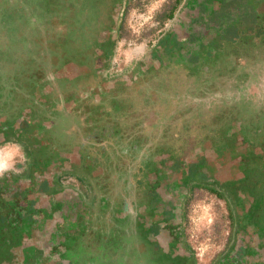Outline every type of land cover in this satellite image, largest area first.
<instances>
[{
	"label": "rangeland",
	"instance_id": "rangeland-1",
	"mask_svg": "<svg viewBox=\"0 0 264 264\" xmlns=\"http://www.w3.org/2000/svg\"><path fill=\"white\" fill-rule=\"evenodd\" d=\"M57 1L0 0V106L10 107V113L29 108L32 119L29 141L13 138L0 141V164L4 165L0 176L11 172L22 180L29 178L31 162H40L46 157L38 134L43 130L46 119V123L54 121L50 129L54 132L53 136L58 137L59 143L52 145L50 151L59 152L63 156L59 166L69 169L58 173L62 177L60 183L73 191L76 199L91 206L93 219L100 231L99 234H81L74 245L71 259L80 264H142L144 256L140 259L137 255L141 251L137 246L139 238L134 234L132 236V232L136 233L140 227L143 231L142 224L146 223L144 220L148 219L149 212L138 216L136 210L132 209L134 211H130L128 218L122 216V201L136 199L135 209L138 204L150 207L153 195L148 191L143 193L129 188L127 176L138 174L141 164H146L149 167L147 172L151 174L158 169L157 163L161 159H173L176 155L190 156L195 148L213 142L216 146L231 143L226 148L230 150L225 154L228 157L220 162L222 165H217L213 162L214 154L209 152L213 165L204 162L203 170L216 181L235 179L234 175L241 172L238 169L240 161L237 154H229L243 152L242 147H239V139L243 137L240 130L244 131V137L249 138L252 144L251 152L244 158L249 175L246 183L235 184L231 190L211 182L224 194L223 197L206 188L194 187L191 181H184L181 187L168 184L169 187L161 188L166 181L163 172L160 173L161 179H150L146 188L160 187L161 191L156 195L162 204L174 201L176 205L170 221L174 236L178 238L177 246L182 251V259L177 264H246L243 261L250 259L247 256L238 257L237 254L241 244L256 234L251 226L243 232L239 231L234 195L250 190L259 198L260 190H264V167L258 163V159L264 158V11L257 25V15L254 14L248 19L247 26L241 24L242 29L258 27V31L248 32L247 28V33L243 32L239 42L227 45L222 51L217 50L215 56L224 59V62L213 65L212 59L208 57V70H204L187 62L170 68L171 61L168 60L165 67H159L149 74L151 63L144 66V61L152 57L166 36L181 35L183 41L186 38L193 43L207 35L209 42L218 43L221 42V29L213 31L205 22V0H125L118 16V31L105 73L109 79L127 80L117 83L124 93L117 94L116 90L109 93L112 97L107 96L104 100L107 111H97V100L89 101L88 111L85 112L87 123L78 126V133H68L63 128L74 122V119L69 116L54 119V110H57V103L69 100L72 95H68L69 92L57 94L59 90L54 82L57 80L60 83L57 78L51 82L55 90L45 96L50 99L49 102H43V96H39L41 100L38 102L36 98L30 102L45 87L46 81L39 80L41 70L38 64L46 60V55H42L46 31L53 29L51 26L55 23L58 25L60 20L57 16ZM67 1L68 6L74 3L73 0ZM102 1L101 7L109 9V1ZM208 3H213L209 4V8L225 27L242 19L240 12L261 8L264 4L262 0H237L236 5H226L222 14H217L221 5L224 6L223 1L208 0ZM40 11L43 13L42 19L36 14ZM46 11L49 14L45 19ZM107 16L104 14L106 20ZM63 27L65 23L61 25ZM56 31L58 33L54 35L58 36L52 39L55 45L60 40L59 27ZM208 51L205 47L199 52L202 55ZM231 54L237 58L234 64L229 63ZM38 58L40 61L37 62ZM26 65L27 73L17 77L14 72L23 68L24 71ZM7 66L9 72H5ZM139 66L142 72L148 74L145 80L132 76ZM95 83L91 80L89 86ZM21 84L22 87L16 88ZM153 89H161V92L167 90L169 94L161 93L158 99L153 95ZM116 103H120L121 110L112 106ZM10 113H0V121L9 120ZM58 120L60 130L57 131L55 125ZM96 130L101 131L99 138L85 141V135ZM81 151L92 153L98 164L85 167L83 160L81 165L75 161L69 162L67 153ZM105 197H109L114 206L110 203L107 207L101 206ZM124 224H127L128 229H124L127 231L123 234ZM108 227L114 232L111 237L106 232ZM260 242L257 245L263 249L264 244ZM143 244V250H153V255L149 257L155 263L159 264L161 259L169 261L168 264H175L177 248L174 244L173 253L169 255L159 253L155 245ZM247 248L255 252V248ZM257 253L252 257L256 261H263L264 253Z\"/></svg>",
	"mask_w": 264,
	"mask_h": 264
},
{
	"label": "flooded vegetation",
	"instance_id": "flooded-vegetation-1",
	"mask_svg": "<svg viewBox=\"0 0 264 264\" xmlns=\"http://www.w3.org/2000/svg\"><path fill=\"white\" fill-rule=\"evenodd\" d=\"M65 1L67 0H58L56 2L58 3L59 8V14L57 16L60 20L58 25L57 23L52 26L50 25L54 30L49 29L46 31V40L43 45V56L46 55V60L43 61V63L47 68V77L49 78L51 75H54V77H51L52 80L57 78L60 82L57 83V80L54 81L57 84V90H59L57 94L69 92L70 94L68 95H72V98L69 100L65 99L63 103L56 105L57 110H54V119L64 116L73 118L74 122L71 124L69 123V126L67 125V127L63 128V130L67 129L68 133H74V131L78 133V126L81 124V127L83 124L87 123V113L85 112L88 111L87 107L90 104L89 101L93 99L97 100L98 104L95 107L97 111H107L104 100L107 96L112 97L109 93L113 90H116L117 94L124 93L122 92V89L118 87L117 83H124L127 82V80H125V78L109 79L106 77L105 73L107 70V63L112 55L114 38L116 32L118 31V16L122 12L125 0H120L115 3L114 0H108L111 4L109 9L105 8L106 6L101 7V3H103L102 0L101 2L97 0H73L74 3L71 6H68ZM205 1L206 7L203 8L205 22L210 25L209 27H212L213 31H215L216 28L221 29V33H219L221 42L216 43V41H214L211 43L209 42V37L207 35H203L192 43V41L188 39L186 40V38L185 41H183L181 35L170 34L166 36V39L163 41L162 45L158 47L157 51L152 54V57H149L147 61H144V66L151 63V65H149V69H151L149 74L157 68L160 69L159 67H161V69L165 67V63L168 60L171 61L170 68H173V65L180 66L187 62L189 65L196 66V68L202 67L204 70H208V57L212 59L213 65L219 64V61L221 63L224 59L221 60L215 56L217 50L222 51V48L227 45L239 42V38L242 36L243 32L247 33L246 31L248 28L242 29L241 24H246L249 21L248 19L251 18V14H254L257 15V25L259 23L260 14L264 11V9H262L264 6L263 4L261 8L254 7L248 12H240L242 14L240 16L242 19H237L236 22H238V24L235 22L230 24L229 27H225L226 25L219 23L216 14H214L209 8L210 3H208V0ZM221 1H223L224 6L221 5L220 11H218L217 14L223 12L226 5L231 6L232 4H237V0ZM262 3H264V0H262ZM212 4L213 3L210 5ZM47 8L50 7L47 6ZM237 10H240V8ZM44 13L46 19L49 11ZM104 14L108 15L107 20L104 18ZM63 23H65V27L61 28ZM57 26L59 27L60 32V43L58 42V44L55 45L54 43L56 42H53L52 39H56L58 36V34L56 36L54 35L58 33L56 31L58 28ZM257 28L253 29L250 27L248 28V32L258 31L259 28ZM49 39H51V41ZM214 43L216 45H214ZM205 47L209 49V51L204 52V54L201 55L199 51L203 50ZM73 56H76V58ZM230 57L231 60L229 63L234 64L237 62V58L234 54H231ZM5 68H8L5 72H9V67L7 66ZM146 75L148 74L142 72L141 66H139L137 72L134 71V74L132 73V76L135 78L136 76H139V78L141 77L140 80H145ZM91 80L96 82L93 86H89ZM80 84L81 86L79 87ZM52 90H55V88L50 83L49 86H45V89L37 94V96H43V98H46L49 102L50 99L45 96L48 93H51ZM166 91L161 92V89H153V95L160 99L159 96L161 93H167ZM97 95H99V97H97ZM112 106L119 110L122 109L120 103H116V105ZM8 111L9 113L11 112L10 107L2 108L0 106V113ZM21 113L24 114V117ZM30 114L31 110L29 108H24L10 113L9 120L3 122L0 121V141L10 140L11 138L29 141V132H31L30 123L32 121ZM18 115H20L19 118ZM14 118L15 120L17 118V121L14 122ZM24 118L28 119L29 125L27 126L25 134L22 132L24 136H20L19 133H21V131L18 129L19 127L17 128L16 126H19ZM47 121L48 119H46L45 125L42 126L43 130H41L38 134L41 139L40 142L42 152L46 154V157H43L40 162H31L32 165L29 178L22 180L21 177H18L11 172H6L0 176V192L2 195H6L4 196L6 201H10L12 195L17 191H23V193H25V198L20 197V200L18 198V200L13 204V207H16L19 203L28 205L33 202L40 210L39 214H37L33 220L26 216L23 218L19 217L20 212L12 210L15 214L12 216V220L10 221L14 222V225L12 226L14 228L11 229L10 226H4L2 228L0 225V254H2V248H4V244H6L8 238L10 240L11 238L18 239L19 237L17 244H13L9 251V259L11 262H7L6 259L4 260L3 258L0 264H80L71 259L74 245L76 244L78 237L86 232H92L94 234L100 233V231L97 230L96 222L93 219L94 213L91 206L86 204L81 199H76L74 192L69 188H64L62 183H60L62 177L58 173L69 171V169L59 166L61 158L63 157L59 154V152L56 153L54 151H50V147L52 145H57L59 140L58 137L53 136L54 132L50 129V127L54 124V121L50 120L52 123H46ZM59 122L60 120H58L55 125L58 128H56L57 131L60 130ZM232 130L235 131L234 128ZM100 133L101 131L96 130L86 134L85 141L97 140ZM240 133L243 137L239 139V147H242L244 153L241 151V154L233 152L229 154H237L240 161L238 169H241V172L239 175H234L235 179L227 178L222 181H216L209 178L203 168L204 162L206 165H213L210 160V151L201 146L195 148V150L191 152L190 156L176 155L173 159L169 157H166V159L163 160L161 159V161L157 163L158 169L155 170V172L152 171L151 174L147 172L149 167H146V164H141L138 174L133 173L132 177L127 176L130 181L128 184L129 188L132 187L143 193L148 191L151 195H153L150 207L138 204L135 209V205L137 204L136 199L129 198L122 201V216H129L132 209L136 210L138 216L141 213L145 214L146 212H149L148 219L144 220L146 223L142 224L143 231H141V227L139 226L140 228L138 227L139 229L136 230V233L132 232V236L134 234V236L137 235L139 238L137 246L141 249V251H139L137 255L140 259H142L141 256H144L142 264H158L149 257L150 255H153V250H143L145 248L143 243L155 245L158 248V252L163 255L173 253L174 244L177 248V255L174 259L175 264L179 263V260L182 259V251H180L177 246L178 238H175L174 236V228L172 227L170 221L175 214L176 205L174 201H170V204L168 203L164 205L157 198L156 194L161 191L162 187L165 189V187H169L168 184L173 186L177 184V186L181 187L184 181H191L194 183L192 185L194 187L198 186L212 191L210 189V187H213L211 182L229 190H231V187L233 188L236 185L246 183V178L249 174L248 171H246L247 168L241 167V161L245 158L244 154L246 153V144H242L244 141L246 143V140L249 138L244 137V131L240 130ZM233 134L235 133L233 132ZM212 144L214 143L212 142ZM207 153L209 155H207ZM212 153L214 154V158L212 157L213 162L217 165H222L220 162L226 160L228 157V155H225L227 153H220L219 155L221 156H218V153ZM66 156L70 159L69 162L75 161L80 165L83 160L85 167L88 165L95 166L98 164L97 159L93 157V154L87 151H81L79 153L70 152L67 153ZM240 156H242V159ZM200 157L203 159L199 160ZM261 161H264V158L258 159L259 166L263 167L264 162L261 163ZM161 172H163L162 175L164 174L163 178L166 179L161 188L159 187L158 189L147 190L146 184L149 180L161 179ZM260 191L261 195L259 198L253 191L250 190L242 191L234 195V202L238 210V215L236 216L235 214V216L239 221V231L241 232L242 230H246V228L251 226L254 231L253 233L257 235H253L251 233L252 235L248 241L242 243L238 251V257L247 256L250 259V261H243L246 264H250V262H252V264H264V259H262L263 261H256L252 257L253 255H258L257 252L264 253V248L261 249L257 245L259 241H261L260 244H264V238H260V236H264L263 226L257 228L256 225H254L256 223L250 222V220L247 221L245 225L240 224V206L242 209L246 208L253 213V221H257V219H262L264 217V213H262V211L264 212V208L261 203L259 204L264 190ZM217 194L220 196L219 193ZM104 202L101 203V206L103 207H107L106 205H108V203H110L111 206H114L112 205L113 202L109 197H105ZM19 219L20 222H17ZM122 229L124 234L127 231H124V229H128L127 224H124ZM106 232H108L109 237L114 235L111 227L106 228ZM247 247L255 248V252L252 251V249L248 250ZM244 253L247 254L244 255ZM123 254L124 253L122 251L121 256H123ZM122 261L123 260H121V262ZM159 261V264L169 263V261L161 259H159Z\"/></svg>",
	"mask_w": 264,
	"mask_h": 264
},
{
	"label": "trees",
	"instance_id": "trees-1",
	"mask_svg": "<svg viewBox=\"0 0 264 264\" xmlns=\"http://www.w3.org/2000/svg\"><path fill=\"white\" fill-rule=\"evenodd\" d=\"M119 1L120 0H114V3L115 2H119ZM36 14L39 16L40 19H42L43 13H41V11L40 12H36ZM39 44H41V43H39ZM42 55H43V52H42ZM38 61H40V58H38L37 62ZM20 63L21 62L17 63L16 67L19 66ZM38 66H39V68L41 70L40 71L41 76H40L39 80L46 81L44 83V86L47 87V86H49V84L52 81L51 77H54V75H51V77H49V78L47 77V75H46L47 74L46 73L47 72V68H46V66H44L43 62L41 64H38ZM16 67H14L13 69H15ZM27 67H28V65L25 66L26 69L24 71H23V69H24L23 68V69H19L18 71L14 72V73H17L15 75L17 77L18 76L20 77L21 75L23 76L24 74L27 73V70H28ZM19 72H20V75H18ZM22 82L24 84L25 81L22 80ZM20 87H22V84L19 85V87H16V88H20ZM43 89H45V87L41 88L40 90L42 91ZM10 94H14V93H10ZM34 99L37 102L41 100L39 98V96L34 95V97H32V99H30V102H33ZM44 100H46V98H42L43 102H44ZM54 101L55 100H53L52 102H54ZM60 103H63V102H60ZM60 103H57V105L60 104ZM22 115L24 117V114H22ZM19 116L20 115H18V118H19ZM15 121H17V118H16V120L14 118V122ZM28 125H29L28 124V119L24 118L22 120V123L19 124V126H16L17 128L19 127L18 129L21 131V133H19L20 136H22V135L24 136ZM22 132H24V134H22ZM229 134L232 135L230 132H229ZM246 141H247L246 143L244 141V143L242 144V145L246 144L245 145L246 153L244 155H248L251 152V150H252L251 149L252 144L249 142V139H247ZM230 144L231 143H224L223 146H220V145L216 146L215 144H211V145H205V146L203 145L202 147H204L205 149H207L210 152H214L215 154L218 153L217 155L221 156V155H219L220 153H222V154L224 153L225 154V153H228L230 151L229 149H226V148H229L228 146H230ZM263 162L264 161H261V163H263ZM241 167L246 168V164H245L244 160L241 161ZM199 185H201V184H199ZM9 186H10V184H9ZM210 189L212 191H214V192L219 193L220 196H222V197L224 196V194L222 192L218 191L216 188L210 187ZM4 196H6V195H4V194L2 195V193L0 192V225H1L2 228L4 226H10L11 229L14 228V227H12L14 225V222L10 221V220H12V216L15 214V213L12 212V210L19 211L20 212L19 217L23 218V217L26 216V217H29L31 220H33L35 218V216L37 214H39V212H40V210L36 207L35 203H33V202L29 203L28 205H25L24 203L23 204L19 203V204L16 205V207H13V204L18 200V198H19V200H20V197L25 198V193H23V191H19V192L17 191L16 193H14L12 195V198H10V201H6V199H4ZM25 201H27V200H25ZM8 202H11V203H8ZM260 203L262 204V207L264 208V193L262 195L261 202L259 201V204ZM240 210H241V215H240L241 216L240 217V224L241 225H245L246 222L250 220V222H255L256 223L254 225H256L257 228L263 226L262 228L264 229V217L262 219H257V221H253L254 220V219H252L253 218V213H251L250 210H248L246 208L242 209L241 206H240ZM17 222H20V219ZM18 240H19V237H18V239H14V238H11L10 240H9V238L7 239L6 244H4V248H2L3 252H2V254H0V262H1V260L3 258H4V260L6 259L7 262H11V260L9 259V256H10L9 251H10V248H11V246L13 244L14 245L17 244Z\"/></svg>",
	"mask_w": 264,
	"mask_h": 264
},
{
	"label": "clouds",
	"instance_id": "clouds-1",
	"mask_svg": "<svg viewBox=\"0 0 264 264\" xmlns=\"http://www.w3.org/2000/svg\"><path fill=\"white\" fill-rule=\"evenodd\" d=\"M4 165L0 164V172L3 171Z\"/></svg>",
	"mask_w": 264,
	"mask_h": 264
}]
</instances>
